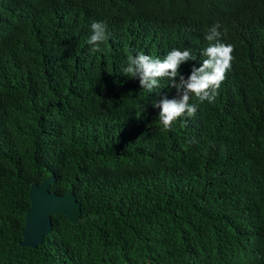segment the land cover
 Returning a JSON list of instances; mask_svg holds the SVG:
<instances>
[{
  "label": "trees",
  "instance_id": "1",
  "mask_svg": "<svg viewBox=\"0 0 264 264\" xmlns=\"http://www.w3.org/2000/svg\"><path fill=\"white\" fill-rule=\"evenodd\" d=\"M93 21L109 37L95 52ZM217 23L231 68L165 130L121 68L190 49L187 78ZM50 176L81 215L21 246ZM0 264H264V0H0Z\"/></svg>",
  "mask_w": 264,
  "mask_h": 264
},
{
  "label": "clouds",
  "instance_id": "2",
  "mask_svg": "<svg viewBox=\"0 0 264 264\" xmlns=\"http://www.w3.org/2000/svg\"><path fill=\"white\" fill-rule=\"evenodd\" d=\"M219 27L217 23L208 30L206 40L209 43L201 52L204 59L200 61L199 66H192L187 78L180 73L179 68L184 62L197 60L190 49L173 48L163 59L154 58L142 51L127 56L126 66H122L120 74L138 79L141 88L156 93L159 99L155 98L152 105L159 109L158 120L165 130L171 129L173 122L178 118L195 116L197 105L190 103L193 96L201 102L205 99L209 103L214 102L225 79V73L231 68V61L234 59L233 45L217 40L220 36L217 30ZM90 28L92 34L88 44L93 45L90 51L95 52L99 50L100 44L109 38L107 27L102 21H93ZM162 78H167V86L176 90L175 97L169 99L167 94H162L159 83Z\"/></svg>",
  "mask_w": 264,
  "mask_h": 264
},
{
  "label": "water",
  "instance_id": "3",
  "mask_svg": "<svg viewBox=\"0 0 264 264\" xmlns=\"http://www.w3.org/2000/svg\"><path fill=\"white\" fill-rule=\"evenodd\" d=\"M55 177L45 178L40 184L29 189L30 207L25 212V226L21 246L35 248L52 229V215L64 214L70 222L76 223L81 215L80 202L75 194L66 190L64 194L51 191Z\"/></svg>",
  "mask_w": 264,
  "mask_h": 264
}]
</instances>
